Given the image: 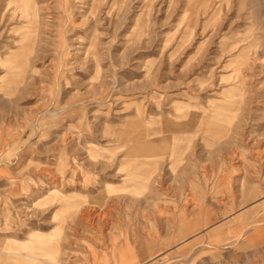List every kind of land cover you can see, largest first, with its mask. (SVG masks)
<instances>
[{"label": "rangeland", "instance_id": "rangeland-1", "mask_svg": "<svg viewBox=\"0 0 264 264\" xmlns=\"http://www.w3.org/2000/svg\"><path fill=\"white\" fill-rule=\"evenodd\" d=\"M0 264H264V0H0Z\"/></svg>", "mask_w": 264, "mask_h": 264}, {"label": "bare ground", "instance_id": "bare-ground-1", "mask_svg": "<svg viewBox=\"0 0 264 264\" xmlns=\"http://www.w3.org/2000/svg\"><path fill=\"white\" fill-rule=\"evenodd\" d=\"M46 261V260H45Z\"/></svg>", "mask_w": 264, "mask_h": 264}]
</instances>
